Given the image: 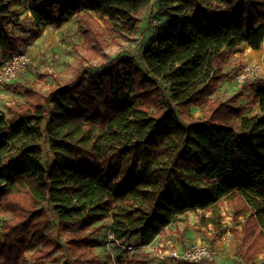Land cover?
<instances>
[{"label": "trees", "instance_id": "obj_1", "mask_svg": "<svg viewBox=\"0 0 264 264\" xmlns=\"http://www.w3.org/2000/svg\"><path fill=\"white\" fill-rule=\"evenodd\" d=\"M159 1L166 19L143 68L107 49L132 39L152 0H0V55L74 17L83 37L72 79L14 82L25 101L12 124L0 109V217L10 215L0 221V264H49L65 249L71 264H110L94 251L107 219L115 242L146 247L189 211L221 228L224 204L237 255L264 264V79L212 99L230 62L237 73L245 65L242 48H262L264 0ZM20 6L32 36L14 30H24ZM115 264L150 263L132 254Z\"/></svg>", "mask_w": 264, "mask_h": 264}, {"label": "rangeland", "instance_id": "obj_2", "mask_svg": "<svg viewBox=\"0 0 264 264\" xmlns=\"http://www.w3.org/2000/svg\"><path fill=\"white\" fill-rule=\"evenodd\" d=\"M19 13L21 15L22 22L24 23V30L20 27L15 28L17 34L26 33L29 36L33 35V22L31 12L25 6L19 7ZM143 23L140 30L134 32L132 39L121 40L118 44L113 43L107 49V53L112 58L117 57H131L133 58L141 67L145 68L143 61V52L150 42V39L155 37L159 32V27L161 23L166 19V14L160 4L159 0H152L151 4L143 11L142 14ZM78 20L76 17L70 19L60 28L47 26L43 28L39 36L30 40L23 52H26L31 57V64L20 73L12 83H2L0 82V109L4 111L6 115L7 122L12 124L15 120L14 107L25 101L24 92L19 90H14V82L28 83L40 81V75L43 73H49L50 76L41 82V85L46 87L50 85H55L58 81L65 83L66 81L72 79L74 75V69L77 66L81 54L79 53V47L83 43V37L78 31L77 26ZM112 34L109 35L111 41ZM245 52L250 51L248 46L242 48ZM256 54V51L253 50ZM253 62V61H252ZM96 63V62H94ZM251 63L244 60V64ZM252 64V63H251ZM238 60H233L230 62L229 67L225 70L228 71L229 75L222 81L219 89L213 94L212 99L222 98L226 99L235 92H237L242 84L236 80V70H238ZM258 65V64H257ZM235 67V70H233ZM260 67V66H259ZM232 71V72H231ZM264 67H260V78H264ZM259 78V77H258ZM162 86L167 89V85L162 83ZM166 93L167 90H166ZM252 93L250 91L246 92L244 98L239 101V105L245 106L251 98ZM191 112L194 117H201L203 108L199 105H192L190 107ZM258 110H248L247 114H254ZM229 207L227 204L222 206L221 215L224 217L222 221V226L216 229L212 225L207 227L201 226V212L189 211L186 214L180 215L181 223H184L185 228L182 232V238H179V248L164 247L160 243L156 247H145L140 244V240H133L130 244L133 249L129 250L128 246H118L117 243L113 242L110 238V233L108 225L101 230L97 237L99 245L94 249V251L101 256L104 260L108 261L110 264H115V260L119 256L126 255H137L140 259L148 261L150 264H177V261L169 258L172 252H181L188 247L198 244L200 242L209 244L215 249H218V263L220 264H246L242 258L237 255L235 240L231 231V228L235 226L232 221L231 216H229ZM209 215V214H207ZM10 215L4 214L0 217V221L9 218ZM51 220L50 227L47 234L52 239L58 238L57 221L54 217L49 215ZM1 225V224H0ZM240 230L242 227L237 226ZM186 234L185 236L183 234ZM65 238H62L64 243ZM212 247V248H213ZM214 249V250H215ZM34 250L28 253V258L30 263L34 262L31 258ZM160 252L167 259L166 262L162 258H157L154 253ZM231 255H234L233 259ZM262 257L258 259V263H261ZM235 261L236 263H233ZM49 264H71V259L67 254L66 249L58 253L56 259Z\"/></svg>", "mask_w": 264, "mask_h": 264}, {"label": "built area", "instance_id": "obj_3", "mask_svg": "<svg viewBox=\"0 0 264 264\" xmlns=\"http://www.w3.org/2000/svg\"><path fill=\"white\" fill-rule=\"evenodd\" d=\"M0 82L12 83L20 75L22 71L27 69L31 64V57L26 52L0 55ZM260 77V67L256 64L246 63L241 71L236 74V80L240 84H244L247 81L254 80ZM264 79V78H263ZM110 237L113 239L112 235ZM118 245L119 242L116 241ZM209 244L198 243L194 244L181 252H172L169 258L174 261L185 262L189 264H208L218 263V249ZM129 250H132L131 245L128 246ZM215 249V250H214ZM158 256L165 257L162 253L157 252ZM220 264V263H218Z\"/></svg>", "mask_w": 264, "mask_h": 264}, {"label": "crops", "instance_id": "obj_4", "mask_svg": "<svg viewBox=\"0 0 264 264\" xmlns=\"http://www.w3.org/2000/svg\"><path fill=\"white\" fill-rule=\"evenodd\" d=\"M246 56L247 57H245L244 60L249 61V62H251L253 64H256V65L258 64L260 67H264V43H263L262 48L260 50L256 51V54L250 48V51H246ZM106 224L108 225L107 226L108 229H110V226L112 225V220L111 219H107L106 220ZM184 228H185L184 223H181V222L178 221L177 223L171 225L167 229V232L164 235L159 236L154 241V243H152L151 245L146 246V247H153V246L157 247L158 246L157 244L160 243V245L164 246V247H170V248L176 247V248H179V243H180L179 238H182V234L180 232H182L184 230ZM183 235L185 236L186 234L184 233ZM134 240H139V239H134ZM154 256L157 257V258H162L164 260V262H166L167 259L169 260V258L158 256L156 253H154ZM231 257L233 259H236L234 255H231ZM236 261H237V259H236ZM232 262L236 263L235 261H232Z\"/></svg>", "mask_w": 264, "mask_h": 264}, {"label": "bare ground", "instance_id": "obj_5", "mask_svg": "<svg viewBox=\"0 0 264 264\" xmlns=\"http://www.w3.org/2000/svg\"><path fill=\"white\" fill-rule=\"evenodd\" d=\"M109 233H110V230H109ZM111 235V234H110ZM111 238V237H110ZM112 239V238H111ZM113 240V239H112ZM113 242H115L114 240H113ZM116 243V242H115ZM201 243V242H200ZM118 245V244H117ZM119 246V245H118ZM121 246V245H120ZM218 254H219V252H218ZM177 262H180V261H177ZM208 264H218V263H208Z\"/></svg>", "mask_w": 264, "mask_h": 264}]
</instances>
